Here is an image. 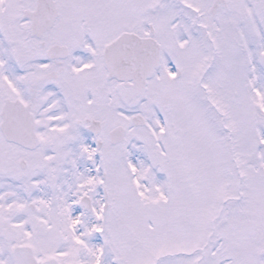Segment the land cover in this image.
Returning <instances> with one entry per match:
<instances>
[{
  "label": "snow or ice",
  "instance_id": "1",
  "mask_svg": "<svg viewBox=\"0 0 264 264\" xmlns=\"http://www.w3.org/2000/svg\"><path fill=\"white\" fill-rule=\"evenodd\" d=\"M0 264H264V0H0Z\"/></svg>",
  "mask_w": 264,
  "mask_h": 264
}]
</instances>
